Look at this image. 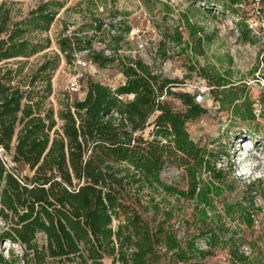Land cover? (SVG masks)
Masks as SVG:
<instances>
[{"label":"trees","instance_id":"16d2710c","mask_svg":"<svg viewBox=\"0 0 264 264\" xmlns=\"http://www.w3.org/2000/svg\"><path fill=\"white\" fill-rule=\"evenodd\" d=\"M19 1L0 0V147L32 175L10 165L7 169L0 160V217L6 224L0 244L10 241L23 252L12 259L0 253V264H103L107 256L113 264H207L219 254L231 264H252L251 254L242 250L250 249V243L213 213L214 199L224 194L230 173L218 167L221 155L194 141L188 130L190 122L208 112L197 102L198 92L177 93L184 109L174 110L165 93L172 94L179 81L164 77L141 58L122 57L112 46L110 55L93 49L92 38L81 36L80 30L60 34L59 53H45L41 66L24 80L25 63L13 68L9 61L28 60L50 49L52 40L42 35L65 5L41 0L23 11ZM219 1L223 14L236 12L234 6L242 2ZM104 26L101 19L92 23L115 42L131 30L121 21L110 25L122 28L111 35ZM236 28L247 37L246 23L237 21ZM188 30L193 38L203 32L189 23ZM175 40L182 45L181 34ZM186 47L204 53L202 37ZM85 51L84 60L98 71L117 67L124 82L112 88L88 79L84 99L68 94L56 113L46 109L61 56L72 64L75 54ZM243 87L221 78L212 85V95L222 110L227 107L233 118L250 124L256 115ZM130 95L134 98L127 100ZM167 166L182 173L185 187L163 181ZM181 200L194 204L193 222L177 217ZM222 203L228 221L236 222L232 214L241 203ZM239 214L248 227L253 225L250 213ZM175 217L178 228L172 223Z\"/></svg>","mask_w":264,"mask_h":264},{"label":"rangeland","instance_id":"374dc122","mask_svg":"<svg viewBox=\"0 0 264 264\" xmlns=\"http://www.w3.org/2000/svg\"><path fill=\"white\" fill-rule=\"evenodd\" d=\"M40 1L22 0L18 7L28 11ZM60 1L64 2V8L50 31L42 35L52 40L50 49L28 60H10L9 66L16 68V63L23 61V75L26 76L24 80H27L41 66L45 53L49 56L59 53L56 39L60 34L71 35L80 30L81 36L92 38L93 49L103 50L105 55H110L108 47L112 46L119 50L118 54L122 57L141 58L164 77L179 81V85L171 87L172 94L165 93V101L174 110L184 109L177 93H203L204 100L201 104L208 112L190 122L188 130L194 141L208 145L221 155L218 167L230 173L224 194L214 199L216 208L213 213L220 214L223 224L250 243V249L243 247L242 250L251 254L255 264H264V3L261 0H242L241 4L234 6L236 12L226 11L223 14L219 0ZM207 8L211 10L208 11ZM97 19L104 21V28L106 31L110 29L111 35H116L122 28L111 29L110 25L121 21L124 26H130L131 30L123 41L115 42L106 32L92 27L93 21ZM237 21L248 25L247 37L240 36L236 28ZM188 23L198 29L203 28V32L193 38L189 34ZM178 33L183 38L181 46L175 40ZM199 37H202L203 54H196L186 47L187 44L193 45ZM86 55V51L75 54L72 64L61 56L60 66L53 74V93L45 103L46 109L53 108L56 113L61 108L60 102L65 95H70L69 82L77 74L84 76L81 78L82 85L88 79L116 87L124 82L117 67L110 69L108 77L103 75L105 71H98L93 67L79 68L77 60L84 59ZM221 78L231 83V86L246 87L245 94L253 102L256 115L253 123H241L231 116L227 107L222 110L215 101L212 85ZM238 91L243 93L241 89ZM70 96L73 99L79 98V95ZM11 156L12 152L6 154L10 167L18 168L23 175H32L27 167L14 164ZM161 178L169 185L185 187L182 173L173 166H167L162 171ZM223 200L231 205L241 203L232 214L236 222H230L226 218ZM181 202L182 208L177 217L180 215L181 219L186 216L193 222L194 204L184 200ZM239 213H250L253 225L248 227ZM177 217L172 222L176 228L180 225ZM5 227L6 224L0 217V231ZM183 229H187L186 226ZM189 229L192 232L194 224ZM39 241L44 242L42 235L39 236ZM0 253L7 259H12L21 257L23 252L20 246L3 241ZM103 264H113V258L105 257ZM207 264L231 263L226 255L219 254L208 259Z\"/></svg>","mask_w":264,"mask_h":264},{"label":"built area","instance_id":"2783aa9c","mask_svg":"<svg viewBox=\"0 0 264 264\" xmlns=\"http://www.w3.org/2000/svg\"><path fill=\"white\" fill-rule=\"evenodd\" d=\"M77 66L79 68H87V67H93L95 70L97 69V66L94 65L93 63L91 62H88L86 60H84L83 58H79L77 60ZM98 70V69H97ZM108 74H110L109 71H105L103 73V75H105L106 77H108ZM81 74H77L76 76H74L70 82H69V85H68V92L70 93V95H79V98L80 100L84 99L85 95H86V91L83 87V85L81 84ZM105 84V83H104ZM112 88H116V85H111V84H106ZM194 92H198V95H197V101L199 103H201L202 100H204L203 98V93H201L200 91H194ZM129 100H132L134 98V95H130L127 97ZM0 160L5 164L6 168L9 169V166L10 165V161L6 159V153H5V150L3 147H0ZM9 162V163H8ZM224 260H226L225 258H223Z\"/></svg>","mask_w":264,"mask_h":264},{"label":"crops","instance_id":"0c3cea01","mask_svg":"<svg viewBox=\"0 0 264 264\" xmlns=\"http://www.w3.org/2000/svg\"><path fill=\"white\" fill-rule=\"evenodd\" d=\"M250 261H251L252 264H255V261H254L253 257H250ZM256 261L258 262L259 260L257 259Z\"/></svg>","mask_w":264,"mask_h":264},{"label":"bare ground","instance_id":"6f19581e","mask_svg":"<svg viewBox=\"0 0 264 264\" xmlns=\"http://www.w3.org/2000/svg\"><path fill=\"white\" fill-rule=\"evenodd\" d=\"M247 145V144H246ZM249 145H251V143L249 144ZM250 148V147H249Z\"/></svg>","mask_w":264,"mask_h":264}]
</instances>
